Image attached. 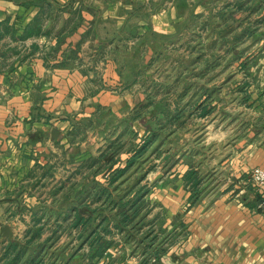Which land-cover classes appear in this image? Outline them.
I'll list each match as a JSON object with an SVG mask.
<instances>
[{"label":"crops","instance_id":"obj_1","mask_svg":"<svg viewBox=\"0 0 264 264\" xmlns=\"http://www.w3.org/2000/svg\"><path fill=\"white\" fill-rule=\"evenodd\" d=\"M30 1L0 0L11 28L0 40V264L34 227L40 240L61 226L58 245L80 243L70 227L86 205L114 219L99 264H140L143 245L162 247L160 264H264V195L250 183L264 168V0ZM222 53L230 61L202 60ZM155 128L181 133L177 154L162 156L175 164L119 231L111 173L131 156L124 141L139 146Z\"/></svg>","mask_w":264,"mask_h":264},{"label":"trees","instance_id":"obj_2","mask_svg":"<svg viewBox=\"0 0 264 264\" xmlns=\"http://www.w3.org/2000/svg\"><path fill=\"white\" fill-rule=\"evenodd\" d=\"M35 2V6H38V0H31L25 4L28 5ZM38 30H40V24L38 23V17H36L33 23L27 26L25 34L26 36L38 35ZM10 33L11 28L8 23H2L0 25V40ZM161 130L162 128H155V130H152L150 137L141 145L128 148L131 156L127 160L125 167L112 171L110 177L112 184L120 182V186L124 187V184L128 182L126 175L129 174L130 170L133 169L131 171L132 174L138 173L144 162L142 161L143 154L152 146ZM141 171L143 170L141 169ZM146 173L147 170L143 171L133 185L126 190L122 189L123 195L118 200L119 203L117 204L115 215L119 217V223L118 225L116 224L119 231L122 229L121 227L126 229L130 225L132 226L133 221L139 217L141 209L145 208L144 196L147 190L141 188L140 183L147 175ZM185 181L190 184L192 191L190 203L193 204L197 199L200 185L197 171L191 169L186 174ZM131 192H134L132 198L129 197ZM98 218L99 223H96ZM111 222H114L113 217L103 214V210L92 209L88 205L83 206V208L75 210L70 227L76 229L77 239L80 243L73 247L68 244L58 245L56 241L59 238V233L65 231L61 226L54 228L46 239L40 240L43 229L34 227L27 231L28 239L24 243L13 241L8 245L5 259L7 264H99L106 252L114 246L112 240L105 239L106 236H110L108 227ZM139 247L144 255L140 264H157L160 262L159 254L163 252V250L161 251V246H156L158 252L150 253L146 251L151 248L150 245Z\"/></svg>","mask_w":264,"mask_h":264},{"label":"rangeland","instance_id":"obj_3","mask_svg":"<svg viewBox=\"0 0 264 264\" xmlns=\"http://www.w3.org/2000/svg\"><path fill=\"white\" fill-rule=\"evenodd\" d=\"M221 48V47H220ZM213 58V59H212ZM211 58V55L210 54H208V56L205 58V59H202L203 61H207L208 63L211 61V60H213V62L214 61H218V62H225V63H227L228 61H230V57H228V55H227V53H225V54H219L217 57H212ZM167 61H166V59H165V63H166ZM229 73H231V72H229ZM227 75H229L228 73H226L223 77L225 78V77H227ZM240 87V86H239ZM239 87H238V89H239ZM225 88V87H224ZM227 89V90H226ZM158 91H160V90H158ZM231 89H230V87L228 86V87H226L221 93L223 94V95H225V94H229V93H231ZM155 93L156 94H159L160 92H158L157 93V91H155ZM233 93V92H232ZM161 94V93H160ZM221 94V95H222ZM145 104H147V103H145ZM148 105H150V104H148ZM148 107V106H147ZM147 107L145 106L143 109H147ZM150 108V107H149ZM154 108H156V105H155V107ZM158 108H159V106H158ZM160 109V108H159ZM146 111H148V110H146ZM150 111V110H149ZM148 113V112H147ZM162 119L163 118H159V117H155V120H158L159 121V123L161 124V121H162ZM149 120H151V119H149V118H146L145 117V119H143V121H144V126H146V127H148V121ZM173 128H171V130H172ZM175 132H177L176 130H174ZM175 132H170V130L167 128V131H164V132H162L161 131V133L159 134V136L157 137V139L155 140V142L152 144V146H150L147 150H146V152L143 154V159H142V161H144L143 162V164L141 165V168H140V170L138 171V173H136V174H132L131 173V171H133V169L132 170H130V172H129V174H127L126 175V177H128V179H127V183L126 184H124V189L126 190L128 187H130L131 185H133L136 181H137V179L139 178V175L143 172V171H146L147 170V175H148V173H149V175H148V177H149V179L147 180V179H145L146 178V176H145V178L141 181V183H140V187L141 188H145V190H148V185L149 184H152V181H153V179H154V174H156L157 172L158 173H164V168L166 169L167 168V166H168V163L169 162H171L172 163V165H174L175 164V162H174V159L175 158H172L173 156H171V158L172 159H168V157L166 158V165L165 166H163L162 167V164H161V162H164V158L162 157L163 156V153H165V151H167L168 149H167V147H170L171 148V154L173 155V154H177V151H178V149H179V139L181 138V133L179 134V133H175ZM202 137V136H201ZM131 147V143L129 142V140H127L126 142L124 141V144H122V148H120V150H122V151H125V150H127L128 148H130ZM108 156V155H107ZM161 165V166H160ZM171 165V166H172ZM141 169L143 170V171H141ZM150 169V170H149ZM203 175H205V174H203ZM202 175V176H203ZM204 177V185L207 187V189H211V187H213L214 185H215V182H213L214 180H213V178L215 177L213 174H211V172L210 171H207V173H206V177L205 176H203ZM156 179H157V177H156ZM147 192V191H146ZM141 224V223H140ZM143 224V223H142ZM141 224V225H142Z\"/></svg>","mask_w":264,"mask_h":264},{"label":"built area","instance_id":"obj_4","mask_svg":"<svg viewBox=\"0 0 264 264\" xmlns=\"http://www.w3.org/2000/svg\"><path fill=\"white\" fill-rule=\"evenodd\" d=\"M250 183L264 195V168H255L251 171ZM262 205H264V202H262Z\"/></svg>","mask_w":264,"mask_h":264},{"label":"water","instance_id":"obj_5","mask_svg":"<svg viewBox=\"0 0 264 264\" xmlns=\"http://www.w3.org/2000/svg\"><path fill=\"white\" fill-rule=\"evenodd\" d=\"M53 132H56V130H54ZM1 233L3 235L4 238H8V239H12V231L10 230L9 226L5 225L1 228ZM110 254H107V257L110 258ZM160 264V263H157Z\"/></svg>","mask_w":264,"mask_h":264}]
</instances>
